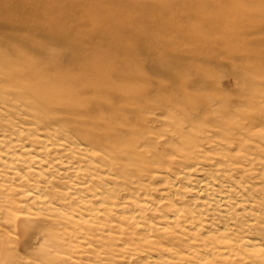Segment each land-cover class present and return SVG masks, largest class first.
I'll list each match as a JSON object with an SVG mask.
<instances>
[{
    "label": "rangeland",
    "instance_id": "obj_1",
    "mask_svg": "<svg viewBox=\"0 0 264 264\" xmlns=\"http://www.w3.org/2000/svg\"><path fill=\"white\" fill-rule=\"evenodd\" d=\"M0 76V264H194L186 244L199 241H187L194 232L183 212L177 215L181 225L173 221L165 228L158 217L171 212L168 202L158 201L165 185L149 184L144 194L124 188L132 172L141 173L139 156L131 162L102 153L130 144L132 127L153 117L135 106L158 101L177 105L171 119L182 114L194 126H207L203 120L212 115L201 103L212 98L230 113L249 116L244 121L251 132L263 130L264 0H0ZM50 87L57 92L43 101L41 93ZM135 90V105L122 106L123 96ZM64 128L90 148L80 135L98 141L102 152L83 155L70 139L55 141ZM44 136L51 139L47 144ZM260 146L253 148L263 150L264 161V139ZM38 151L43 165L31 158ZM101 157L105 165L98 163ZM41 185L53 187L57 206L71 212L70 219L68 212L36 209L27 200L24 194ZM100 190L103 199L94 195ZM189 194L175 199L176 206ZM136 198L147 203L139 202L145 209L135 219L118 211ZM142 222L151 229L142 230ZM36 228L54 233L44 235L40 247L30 242ZM43 248L53 252L50 262L40 259ZM220 258L214 264L225 263Z\"/></svg>",
    "mask_w": 264,
    "mask_h": 264
},
{
    "label": "bare ground",
    "instance_id": "obj_2",
    "mask_svg": "<svg viewBox=\"0 0 264 264\" xmlns=\"http://www.w3.org/2000/svg\"><path fill=\"white\" fill-rule=\"evenodd\" d=\"M61 80L57 83L55 82L57 88L60 87L59 84ZM260 88L261 87H259V89ZM55 92H57V90L54 87H50L46 89L45 92L41 93L40 97L42 100L43 98L48 100V95L50 96ZM60 92H58V94H60ZM127 93L128 95L123 96L124 101H121L122 106H126L129 103L135 105V101L139 98L138 90ZM11 97L10 95V98ZM261 101H263V99ZM53 102L57 104L58 101ZM18 103L21 102L18 101ZM254 103L255 102H253V104ZM201 104L203 110L206 111L205 113H210L212 115L211 117L208 116V118L205 117L203 120L205 121L204 124L207 126H204L203 122L194 126L189 119L187 120L186 117H181L180 115L182 114L179 116L177 115V120L171 119L169 114L171 112L174 113V111L176 112L175 106L177 105L173 107L168 103L158 101L157 104L155 103L153 106L146 107V109L142 106H135V109H140L144 111V113L146 111L153 117H146L144 120L140 121L137 127H132L131 131L135 133V137L130 144H116L109 149V153L103 151L102 154L106 155L104 157L109 156L110 159L119 158L121 155L128 156L131 162L134 161L135 155L139 156L140 161L137 163V167L141 173L131 171L133 173L131 174L132 180H130L129 183L123 182L125 185L124 188L133 189L135 187L137 190H142L143 192L141 193L144 194L146 193V189L143 188L147 187L149 184L157 183L158 185H165L164 187L158 188V201L164 200L168 202L169 207H171V212L170 214H156H158L161 220H164L165 224H163V226L166 228L169 226L168 224L170 222L174 221L176 225L180 223L177 219V215L179 212H183L182 214H184V216H182V218L185 217L183 220L188 224L187 229L194 232L192 234L187 233V241L192 242L197 239L199 241L196 245H191L190 243L186 244L188 254L190 257L193 256L196 261H194V264H199L200 261L214 264L215 257H221L220 259L225 261V263L220 262V264H264V161H261L260 157L263 154V150H261V152L258 150V147H261L260 141L264 139V129L251 132L252 126L244 121L248 120L249 116L247 119L244 115H235L234 113L228 112L224 107L226 103L224 105L222 103L218 104L216 100L211 98L206 104ZM185 107L186 109L193 110L196 106L186 105ZM201 107H198L199 110L197 112L202 111ZM221 107L222 109H219ZM231 107L233 106H230V108ZM249 109L253 110V108ZM193 116L195 117V115ZM263 116L264 114L261 117L262 120L264 119ZM162 123L166 126L165 129L160 127ZM223 124H227L226 129L222 127ZM258 126L259 124L257 127ZM198 133L204 136L203 139L205 140L202 141V138L194 140L193 136H197ZM44 137L45 138H42V143L50 139L49 136ZM75 138L78 137L69 135V130L64 128L60 132V135L56 136L55 141L61 140L70 142V139L73 141L71 143L74 145L76 151L83 155H89L91 152H94L95 150L92 151V149H98L96 151L102 152L99 148L98 141H96V143L92 140L84 139L80 135L79 139L85 140L86 143L91 146L90 148L83 142L75 140ZM50 144H52V142H50ZM100 146L105 147L104 145ZM159 146H161V150L159 149L162 151L161 154L158 152ZM253 146H256L258 149L255 147L253 148ZM21 147H24V145H21ZM233 149L234 151H232ZM214 150H216L215 153L219 154L218 157L215 155ZM38 152L39 153L34 154V156H31V158L36 165H43L41 153L40 151ZM139 154H142V156ZM101 159L99 161L97 160L98 163L100 165H105L103 157H101ZM49 164L48 162L47 166H49ZM116 165L120 164L117 162ZM52 166H55L53 161ZM110 166H108L109 171ZM78 168L79 167L76 166V169ZM117 168H119V166H115L116 171H119ZM113 175H115V177L117 176L115 171H113ZM141 180L145 182L143 181L142 183ZM131 183L136 184V186L131 185ZM127 185H129V187H126ZM53 190V187L49 190L46 185H41L35 187V190L26 192L24 195L27 200L35 204L34 207L36 209H49L48 207H50L51 210H63L67 214V209L57 206L55 202V196L57 194ZM186 190L190 193L187 201L176 206L177 202L175 199H184ZM135 192L137 191L133 193ZM94 195L103 199L102 191ZM130 195L131 192L128 191L127 196L134 197ZM41 197L46 198L40 199ZM139 202L147 203L136 198L130 202H122L123 204L121 203L122 206L119 207L120 209L118 211L129 214L130 218L135 219L137 214L139 215V211L145 209L144 205H140L141 203L139 204ZM68 213H70V216L68 215V219H70L73 214H71V212ZM147 222H142L138 225L142 230H147L150 228ZM46 223L47 225L49 224L48 222ZM183 225L181 227H184ZM163 226L162 228H164ZM196 231H198V234H201V237L196 238L194 235ZM44 235H51V237H53L54 233L52 231H45V229H37L31 236L30 242L32 245L37 243L39 245L38 247H40L42 244L38 242ZM54 248L56 247H53V249ZM50 250L51 249H40L38 251L40 253V259L50 262L49 259L53 258V252ZM56 253L54 254L56 255ZM156 257L158 256L156 255ZM210 257L211 259H209ZM53 262L55 264V261Z\"/></svg>",
    "mask_w": 264,
    "mask_h": 264
}]
</instances>
